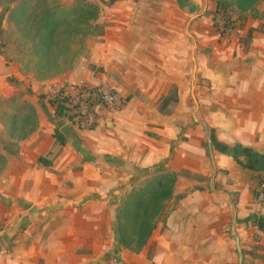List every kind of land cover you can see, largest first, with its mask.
I'll list each match as a JSON object with an SVG mask.
<instances>
[{
	"label": "crops",
	"instance_id": "crops-1",
	"mask_svg": "<svg viewBox=\"0 0 264 264\" xmlns=\"http://www.w3.org/2000/svg\"><path fill=\"white\" fill-rule=\"evenodd\" d=\"M219 1L97 0L104 34L45 81V103L29 98L37 131L0 149V264H240L236 236L243 264H264V0L234 10L227 35L213 22ZM14 73L0 54V81ZM81 83L115 89L124 106L89 131L57 119L50 101ZM162 164L178 175L173 198L134 252L118 210Z\"/></svg>",
	"mask_w": 264,
	"mask_h": 264
},
{
	"label": "trees",
	"instance_id": "trees-1",
	"mask_svg": "<svg viewBox=\"0 0 264 264\" xmlns=\"http://www.w3.org/2000/svg\"><path fill=\"white\" fill-rule=\"evenodd\" d=\"M3 1L0 0V3ZM260 1L234 0L232 5L219 1L213 15L215 27L221 35L226 34L225 30L234 31L236 26L231 15L234 10L242 14L253 12ZM100 13V7L87 0H78L69 9L64 8L59 0H25L11 10L9 20L31 44L40 77L46 81L71 68L72 63L81 56L80 51L85 49L87 39L104 34V28L98 24ZM217 16L225 29L217 25ZM77 46L79 50L75 49ZM175 94L174 91L163 101L161 111L174 101ZM71 99L70 96H58L50 101L57 119L68 118ZM121 101L120 109L124 106L123 98ZM21 112L5 122L9 138L16 142L27 140L39 127L34 106L23 105ZM55 139L58 146L64 145V138L58 131L55 132ZM40 162L49 166L46 159ZM6 163L5 157L0 155V171ZM149 177L144 186L135 187L127 194L118 210L119 241L134 252L146 247L158 222L166 216L178 179V175L164 172V164L151 172Z\"/></svg>",
	"mask_w": 264,
	"mask_h": 264
},
{
	"label": "rangeland",
	"instance_id": "rangeland-1",
	"mask_svg": "<svg viewBox=\"0 0 264 264\" xmlns=\"http://www.w3.org/2000/svg\"><path fill=\"white\" fill-rule=\"evenodd\" d=\"M23 1L25 0H4L0 3V54L4 56L7 63H11L14 66L15 70L13 75L4 81H0V93L6 95L0 96V149L10 148L15 150L17 147V142L8 136L5 122L13 115L18 116L21 114V107L30 104L29 98H35L45 103V80L41 79L38 72L32 54V46L9 20L11 10L18 7ZM77 1L59 0L60 4L66 9L74 6ZM87 1L98 5L96 3L97 0ZM99 7L101 10V6ZM75 49L79 50L78 46ZM80 53L81 56L72 63L71 68L66 70L65 73L75 68L77 61L85 56L86 49L81 50ZM33 88L36 93H33ZM149 179L150 177L141 180L137 187L144 186Z\"/></svg>",
	"mask_w": 264,
	"mask_h": 264
},
{
	"label": "built area",
	"instance_id": "built-area-1",
	"mask_svg": "<svg viewBox=\"0 0 264 264\" xmlns=\"http://www.w3.org/2000/svg\"><path fill=\"white\" fill-rule=\"evenodd\" d=\"M216 23L221 29H225L220 17H216ZM226 35L233 31L225 30ZM58 96H70L71 105L66 118L79 130L89 131L98 123V113L102 109L119 111L122 104L121 97L115 89L105 86H92L85 83L78 85L65 84L56 94ZM254 203L258 208V214L264 216V179L260 180L254 194ZM2 225L0 223V232Z\"/></svg>",
	"mask_w": 264,
	"mask_h": 264
},
{
	"label": "water",
	"instance_id": "water-1",
	"mask_svg": "<svg viewBox=\"0 0 264 264\" xmlns=\"http://www.w3.org/2000/svg\"><path fill=\"white\" fill-rule=\"evenodd\" d=\"M236 242H237V250H238V255H239V261L240 264H243V253L240 247V242H239V238L236 236Z\"/></svg>",
	"mask_w": 264,
	"mask_h": 264
}]
</instances>
